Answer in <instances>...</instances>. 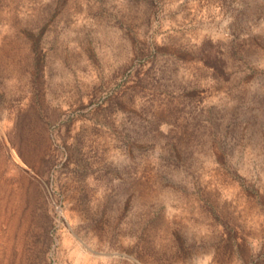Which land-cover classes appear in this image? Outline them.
Returning a JSON list of instances; mask_svg holds the SVG:
<instances>
[{"label": "rangeland", "instance_id": "1", "mask_svg": "<svg viewBox=\"0 0 264 264\" xmlns=\"http://www.w3.org/2000/svg\"><path fill=\"white\" fill-rule=\"evenodd\" d=\"M0 264H264V0H0Z\"/></svg>", "mask_w": 264, "mask_h": 264}]
</instances>
